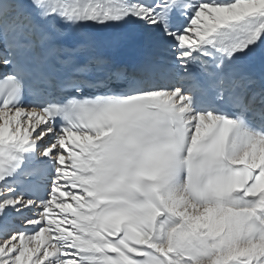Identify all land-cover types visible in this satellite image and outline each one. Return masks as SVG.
<instances>
[{
	"label": "snow or ice",
	"instance_id": "1",
	"mask_svg": "<svg viewBox=\"0 0 264 264\" xmlns=\"http://www.w3.org/2000/svg\"><path fill=\"white\" fill-rule=\"evenodd\" d=\"M0 264H264V0H0Z\"/></svg>",
	"mask_w": 264,
	"mask_h": 264
}]
</instances>
